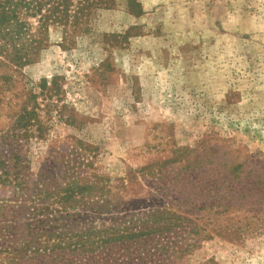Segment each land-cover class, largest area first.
Masks as SVG:
<instances>
[{
    "label": "rangeland",
    "instance_id": "1",
    "mask_svg": "<svg viewBox=\"0 0 264 264\" xmlns=\"http://www.w3.org/2000/svg\"><path fill=\"white\" fill-rule=\"evenodd\" d=\"M134 2L0 65V139L31 94L40 120L0 145L27 166L0 188L23 209L7 246L32 243L21 264H264V0Z\"/></svg>",
    "mask_w": 264,
    "mask_h": 264
},
{
    "label": "trees",
    "instance_id": "2",
    "mask_svg": "<svg viewBox=\"0 0 264 264\" xmlns=\"http://www.w3.org/2000/svg\"><path fill=\"white\" fill-rule=\"evenodd\" d=\"M134 1L128 0L129 9L133 12L136 7ZM115 2L116 0H0V65L15 73L21 72L22 68L36 60L37 51L51 27L60 28L63 31L64 40L70 41L73 37L87 31L89 22L96 12L112 8ZM50 83L52 86L48 89L46 80H41L38 86L39 95L44 96L47 93L51 97V93H57L54 81L51 80ZM36 98L37 95L31 94L20 104L12 126L0 139V145L6 144L8 141H16L19 138L29 140V138L35 137L38 139L35 133L39 132L37 129L40 120ZM28 101H33L30 110L27 108ZM14 158L16 157L12 155L9 160ZM26 168V164L18 162L17 159L6 165L0 157V188L14 189L15 183L21 179L23 170ZM80 190H75L74 185H68L65 190L67 192L64 196L65 201L68 202L77 193L81 194ZM6 202L8 200L0 199V254L5 253L7 256H12L10 264H21L23 254L33 251L32 243L27 242L19 249L7 246L11 244L10 239H12V228L8 224L10 222V226H15L14 218L23 209L18 206L20 208L16 211L9 210L13 207H10ZM54 203L58 204V202H50L42 210L48 211L49 206L55 205ZM61 209H65L63 205ZM30 210L29 218L36 216V212L39 211L37 207ZM50 212L55 213L54 210H50ZM28 227L30 228V224ZM128 231L124 228L121 234L113 232V235H119L118 238H113V235L110 234V237L106 236V240L102 243L107 244V242L117 241V239L131 240L136 237L135 234ZM42 234L44 235L46 232H42ZM33 239L32 237L31 241ZM88 243L92 245L94 242L84 241L83 246Z\"/></svg>",
    "mask_w": 264,
    "mask_h": 264
}]
</instances>
